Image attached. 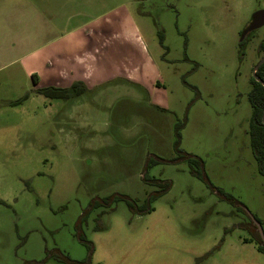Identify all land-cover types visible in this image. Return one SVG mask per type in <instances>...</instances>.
<instances>
[{"label":"rangeland","instance_id":"rangeland-1","mask_svg":"<svg viewBox=\"0 0 264 264\" xmlns=\"http://www.w3.org/2000/svg\"><path fill=\"white\" fill-rule=\"evenodd\" d=\"M113 3L101 4L93 23L98 53L79 70L98 84L95 96L48 98L34 91L44 87L43 70L36 83L21 63L0 70V264L46 256L43 264H63L50 256L55 248L91 264H264L255 243L244 241L249 217L181 160L148 169L172 183L151 212L112 200L79 226L98 197L129 194L142 209L159 189L142 179L146 160L177 156L178 120L180 147L201 157L211 184L264 226V177L250 146L248 100L264 25L247 37L245 50L239 46L264 0Z\"/></svg>","mask_w":264,"mask_h":264},{"label":"crops","instance_id":"crops-1","mask_svg":"<svg viewBox=\"0 0 264 264\" xmlns=\"http://www.w3.org/2000/svg\"><path fill=\"white\" fill-rule=\"evenodd\" d=\"M115 1L0 0V70L7 62L21 63L33 81V75L37 82L41 79L38 70L46 72L44 87L70 88L83 82L82 94L93 92L95 96L98 84L93 85L79 70L97 56L94 44L99 33L94 32L93 23L101 4L106 7Z\"/></svg>","mask_w":264,"mask_h":264},{"label":"trees","instance_id":"trees-1","mask_svg":"<svg viewBox=\"0 0 264 264\" xmlns=\"http://www.w3.org/2000/svg\"><path fill=\"white\" fill-rule=\"evenodd\" d=\"M159 42L161 45H164V33L163 30H158ZM263 48V44L261 45ZM257 75L264 80V62L260 65L259 69L257 70ZM34 82H37L36 75H33ZM251 89L248 93V100L250 102L252 111L249 118V135H250V146L254 158L257 163V168L259 173L264 177V121H263V112H264V85L257 81L253 76H251ZM85 86L82 82H75L70 88L64 87H55V86H48V87H40L35 88L34 91L38 94H42L48 98L52 99H63L69 100L76 96L81 95L85 91ZM29 97V94L24 95L20 99L13 101L12 105L21 104ZM184 125V122H180L179 120L175 123V133H176V140H175V150L178 152L177 156L170 159L161 158L158 155L151 154L147 160L146 164L144 165L143 169H147L146 172L143 174L142 179L149 184H154L159 186V189L151 191L148 193V197L145 199L144 203L142 204V209L138 208V200L134 197H131L129 194L125 193H114L110 194L105 197H98L93 199L90 203V206L84 210L80 217V225L84 223V221L89 216L90 212L97 207H109L112 200L115 201H125L128 208L134 212H151L154 207L151 205L152 202L157 200L160 196H162L172 185L170 181H160L159 178L150 177L148 176V169L152 166L160 164V162H175L176 160L185 161L188 163L190 172L201 179L202 181L206 182L212 189H216L219 197L221 199H225L229 201L233 206H235L239 212H243L249 217L250 224L244 225V228L248 230L249 236L244 238L245 242H254L256 248L259 252L264 254V240L258 230L257 225L253 221V217L257 219L263 226L262 221L256 215H252L248 213V209L243 202L237 199L230 193L224 192L222 189H217L214 185L211 184L210 179L205 171L204 168V160L194 154L184 151L180 147V140H181V129ZM96 229H100L99 226L96 225ZM264 228V226H263ZM78 236L84 242H88L86 236L82 231L79 230ZM88 249H92V244L89 241L87 244ZM51 257L56 258L63 264H91L90 258H85L81 260L73 259L64 251L60 250L59 248H55V250L50 254ZM48 260V256L41 260H25L23 264H43Z\"/></svg>","mask_w":264,"mask_h":264},{"label":"water","instance_id":"water-1","mask_svg":"<svg viewBox=\"0 0 264 264\" xmlns=\"http://www.w3.org/2000/svg\"><path fill=\"white\" fill-rule=\"evenodd\" d=\"M251 22L249 24V26L243 31L240 41H242L245 37V34L249 31H253L256 30L258 28H260L261 26L264 25V8L256 10L252 16H251ZM264 62V56L258 61V63L255 65L254 69H253V77L261 82L264 85V80L261 79L260 76L257 75V70L259 69L260 65ZM263 121H264V112H263ZM253 221L254 223L257 225L258 230L264 240V228L262 226V224L253 217Z\"/></svg>","mask_w":264,"mask_h":264},{"label":"flooded vegetation","instance_id":"flooded-vegetation-1","mask_svg":"<svg viewBox=\"0 0 264 264\" xmlns=\"http://www.w3.org/2000/svg\"><path fill=\"white\" fill-rule=\"evenodd\" d=\"M252 19V18H251ZM251 19L249 20V22H247V24L245 25V27L242 29V31H241V33L240 34H242V32L249 26V24H250V22H251ZM253 32H255L254 30L253 31H249V32H247L246 34H245V37H244V39L242 40V41H239L240 43H239V46L241 47V49H244L245 50V48H246V44H247V42H246V40H248L247 39V37L248 38H250V37H252L253 38V36H251L252 34H253ZM263 43H260V45L259 46H261ZM263 48H264V46H263ZM261 50V49H260ZM260 50H258L259 52H260ZM244 53V51L242 52V54ZM263 56H264V54H263ZM253 76V75H252Z\"/></svg>","mask_w":264,"mask_h":264}]
</instances>
